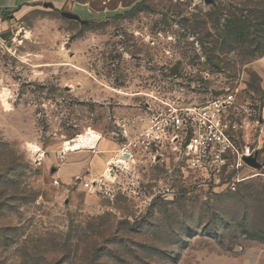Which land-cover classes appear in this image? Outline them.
Masks as SVG:
<instances>
[{"label": "rangeland", "instance_id": "374dc122", "mask_svg": "<svg viewBox=\"0 0 264 264\" xmlns=\"http://www.w3.org/2000/svg\"><path fill=\"white\" fill-rule=\"evenodd\" d=\"M71 1L90 14L40 6L0 41V264H264V0ZM228 95L260 169L136 145L150 110Z\"/></svg>", "mask_w": 264, "mask_h": 264}, {"label": "built area", "instance_id": "2783aa9c", "mask_svg": "<svg viewBox=\"0 0 264 264\" xmlns=\"http://www.w3.org/2000/svg\"><path fill=\"white\" fill-rule=\"evenodd\" d=\"M2 13L0 10V41H4L3 34H10L3 28L10 21H3ZM232 100L233 97L228 95L201 106H169L158 112L150 110L136 145L147 150L169 147L189 169L219 172L228 155L235 157L240 166L242 158L252 156L253 152L248 148L240 151L236 142L227 136L229 129L239 127L227 120ZM120 134L125 136L126 129L123 128ZM39 152L38 149L32 151L37 159L43 156ZM126 154L130 155L129 152ZM82 185L84 189L93 190L98 183L91 181Z\"/></svg>", "mask_w": 264, "mask_h": 264}, {"label": "crops", "instance_id": "0c3cea01", "mask_svg": "<svg viewBox=\"0 0 264 264\" xmlns=\"http://www.w3.org/2000/svg\"><path fill=\"white\" fill-rule=\"evenodd\" d=\"M70 1L71 0H0V10L4 11L5 13H9V12L12 13L11 15H9L8 17L9 19L7 20L10 22L4 24L3 28L8 29L9 23H11L14 18L22 17L40 6L51 5L53 8L59 9L67 6L69 7L71 5L74 7L76 5L79 6L80 8H83L81 9V11L84 13V16L90 14V10L88 7L80 6L77 5L76 2L71 3L72 1L71 2ZM252 69L260 79L261 90L264 99V56L252 62ZM262 115L264 117V104L262 108Z\"/></svg>", "mask_w": 264, "mask_h": 264}, {"label": "trees", "instance_id": "16d2710c", "mask_svg": "<svg viewBox=\"0 0 264 264\" xmlns=\"http://www.w3.org/2000/svg\"><path fill=\"white\" fill-rule=\"evenodd\" d=\"M2 12H3L2 13V20L3 21L8 20L9 15L12 14L11 12H9V13H5L4 11H2ZM242 20H243L242 17H234L232 20L228 21V22L232 23V24L228 25V27H229L228 30L235 37H241L242 33H243V29L246 27V26H244V24H243L244 21H242ZM262 56H264V50L260 54V57H262ZM258 82L260 83V79ZM259 88H261V87L259 86ZM11 170H12L11 167L8 166L5 168V171H3V173L6 172V174H10Z\"/></svg>", "mask_w": 264, "mask_h": 264}, {"label": "water", "instance_id": "95a60500", "mask_svg": "<svg viewBox=\"0 0 264 264\" xmlns=\"http://www.w3.org/2000/svg\"><path fill=\"white\" fill-rule=\"evenodd\" d=\"M204 4L206 5H213L214 0H203ZM64 18L68 19V20H74V21H78L80 22V18L76 15L70 14V13H66L63 12L61 14ZM9 36L8 33L3 34L2 38L3 39H7ZM125 156H127V154H125ZM258 158V153H255L253 156H249V157H243L242 161L249 167L258 170L261 168L260 163L257 161Z\"/></svg>", "mask_w": 264, "mask_h": 264}, {"label": "bare ground", "instance_id": "6f19581e", "mask_svg": "<svg viewBox=\"0 0 264 264\" xmlns=\"http://www.w3.org/2000/svg\"><path fill=\"white\" fill-rule=\"evenodd\" d=\"M95 145L94 139L90 136L89 138L85 135L73 139L72 141L65 143V151H75L83 148L93 149Z\"/></svg>", "mask_w": 264, "mask_h": 264}]
</instances>
